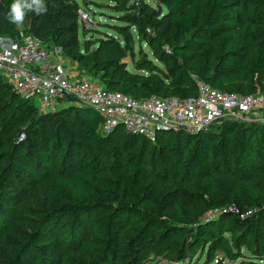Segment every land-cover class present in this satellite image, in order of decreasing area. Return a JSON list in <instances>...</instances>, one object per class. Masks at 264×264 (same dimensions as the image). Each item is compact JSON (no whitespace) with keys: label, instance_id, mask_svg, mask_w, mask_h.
Here are the masks:
<instances>
[{"label":"trees","instance_id":"1","mask_svg":"<svg viewBox=\"0 0 264 264\" xmlns=\"http://www.w3.org/2000/svg\"><path fill=\"white\" fill-rule=\"evenodd\" d=\"M79 1L86 10L98 0H44L45 13L27 12L22 23L12 24L6 19L12 0H0V37L16 40L22 30L59 47L104 88L134 99H187L198 95L199 82L234 95L264 92V0H154L158 13L138 9L143 19L128 23L137 25L142 40L151 36L164 68L145 60L135 73L127 70L128 51L114 36L104 35L91 50L84 43L81 51L79 31L85 26ZM235 9L253 12L225 25L224 19L237 16ZM101 124L89 108L69 106L40 115L0 76V208H18L12 218H0L6 244L0 247V264H138L142 253L174 251L186 261L188 232L177 225L195 210H221L241 200L245 210L256 211L253 216L222 214L198 232L210 236L207 250H221L239 260L236 264L264 262V192L263 199L253 200L238 184L252 180L256 164L264 172V124L226 121L198 135L162 134L155 142L122 128L102 135ZM252 134H257L254 141ZM212 159L232 177L220 180L209 200L202 181L211 176ZM21 163L36 170L51 164L53 172L32 189ZM164 180L170 189L160 187ZM32 196L38 200L33 210L27 205ZM138 217L148 221L149 230L125 242ZM232 219L240 224L225 237L221 228ZM164 224L172 228L171 236L160 244L149 234ZM219 242L231 245L219 247ZM252 245L250 256L240 252ZM72 248L82 260L69 263Z\"/></svg>","mask_w":264,"mask_h":264},{"label":"built area","instance_id":"2","mask_svg":"<svg viewBox=\"0 0 264 264\" xmlns=\"http://www.w3.org/2000/svg\"><path fill=\"white\" fill-rule=\"evenodd\" d=\"M80 14L83 17L82 11ZM64 60L59 47L48 46L22 30L16 40L0 37V76L17 95L32 102L40 115L69 106L92 109L102 119V135L122 128L155 142L162 134L198 135L222 120H241L264 112V92L234 95L202 82L198 83V95L187 99H134L104 88L94 77L72 79ZM163 128L171 131L159 132ZM255 213L254 209L242 211L233 205L211 210L205 222L222 214L244 220Z\"/></svg>","mask_w":264,"mask_h":264},{"label":"rangeland","instance_id":"3","mask_svg":"<svg viewBox=\"0 0 264 264\" xmlns=\"http://www.w3.org/2000/svg\"><path fill=\"white\" fill-rule=\"evenodd\" d=\"M79 3L82 7L81 11L84 14L82 17V23L85 26L82 31H79L81 51H84V43H86L87 47L91 50L96 47L97 40L102 38L104 35L114 36L128 51V56L124 62L126 63L127 70L129 72L135 73L136 65L139 62H143L145 60H150L152 63H154V65L164 68V65L160 63L158 58L155 56L161 52L160 48L156 44H152V46L150 45L151 36L148 35L146 40H142L137 33V25L132 22L133 26H130L128 23L130 20L136 22V20L141 21V19H143L141 13L138 12V9L145 8L148 10L151 8L153 11L158 13L161 8L157 6L154 0H98L91 8L86 10L80 1ZM163 10L165 9L163 8ZM252 12L253 10L235 9L237 16H233L232 14L230 17L233 18L228 17L224 19L223 23L225 25H234L236 23L234 17H242L245 19ZM63 58L66 62V68L76 73L78 78L80 74L88 76V72L82 64L76 61H71L64 55ZM227 121L230 123H240L245 125H261L264 124V112L256 113L251 116H245L241 120H234L233 118H230V120ZM224 122L226 121L222 120L217 122L213 128L218 129ZM256 135L257 134L251 135L253 141ZM211 163V176L210 178L202 181L204 185L209 187V200H211L212 197H215L219 181L227 177H232V173H230V175H226L222 172V163L218 159H212ZM19 169L27 174L28 178L26 179L25 183L32 189H36L39 184L44 181L45 176L53 172V167L51 164L42 165L39 170H36L34 169L33 164L25 165L24 163H21ZM252 177V180L240 181L238 184L246 190L251 199H263L262 193L264 192V172L261 170L258 164L254 166ZM160 187L170 189L172 185L171 182L164 180L160 183ZM37 202V198L32 196L27 202V205L33 210L37 208ZM236 207L242 211H246L245 209L247 208V204L245 201L241 200ZM211 210L212 209L207 210L206 212L195 210L185 223H180L177 225L178 228L182 227V229L188 232V237L185 243L186 247H189V250H187L188 258L186 261H181L183 255L181 251H174L167 253L164 256L142 253L138 259V264H236L239 260L233 261L221 250H216L213 252L207 250V243L210 240V236L207 233L201 234L198 232L200 225H208L219 220L220 216L217 215L212 221L205 222L206 217ZM17 211L18 208L15 205L4 206L0 208V218H12L17 213ZM239 224L240 223L235 222L234 219L228 220L227 226L223 225L221 228L223 235L225 237H229L230 228H235L239 226ZM145 229L149 230V223L147 220H145L143 217L134 219L124 234V241L128 242L130 238L138 236L139 232ZM157 229L159 228L155 229L156 232H154L153 229L149 236L155 237L157 243L158 241H161L160 244L168 242L170 240L172 228L169 225L164 224L160 230ZM165 235L168 236L166 237ZM5 245L4 238L0 232V247ZM218 245L219 247H224L231 244L229 242L226 244H221L219 242ZM254 248L255 246L252 245L249 247L248 252H246V249H242L240 252L245 256H250L251 254H249V251H252ZM67 258L69 259L68 261L70 263L73 260H82L83 255L76 249L72 248L70 253L67 254ZM256 261L258 262L257 259ZM257 264H264V262L259 261Z\"/></svg>","mask_w":264,"mask_h":264},{"label":"clouds","instance_id":"4","mask_svg":"<svg viewBox=\"0 0 264 264\" xmlns=\"http://www.w3.org/2000/svg\"><path fill=\"white\" fill-rule=\"evenodd\" d=\"M46 11L44 0H12L6 13V19L12 24H20L27 12L40 15Z\"/></svg>","mask_w":264,"mask_h":264},{"label":"crops","instance_id":"5","mask_svg":"<svg viewBox=\"0 0 264 264\" xmlns=\"http://www.w3.org/2000/svg\"><path fill=\"white\" fill-rule=\"evenodd\" d=\"M65 64H66V62H65ZM67 66H68V65H67ZM67 70H68V69H67ZM68 73H69V76H70L72 79H74V78H78V75H76V73L70 71V69L68 70ZM87 77H89V75H88V76L83 75V74H80V75H79V78H87Z\"/></svg>","mask_w":264,"mask_h":264},{"label":"water","instance_id":"6","mask_svg":"<svg viewBox=\"0 0 264 264\" xmlns=\"http://www.w3.org/2000/svg\"><path fill=\"white\" fill-rule=\"evenodd\" d=\"M162 131H171V129H166V128L159 129V132H162Z\"/></svg>","mask_w":264,"mask_h":264}]
</instances>
